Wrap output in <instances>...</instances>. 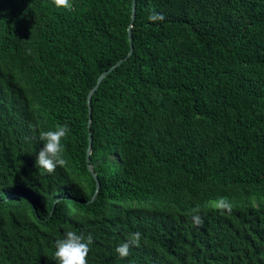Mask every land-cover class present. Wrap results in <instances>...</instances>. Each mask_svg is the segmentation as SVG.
Returning a JSON list of instances; mask_svg holds the SVG:
<instances>
[{"label":"trees","instance_id":"1","mask_svg":"<svg viewBox=\"0 0 264 264\" xmlns=\"http://www.w3.org/2000/svg\"><path fill=\"white\" fill-rule=\"evenodd\" d=\"M72 4L0 0V264H55L66 230L87 264H264V0H135L129 56L132 0Z\"/></svg>","mask_w":264,"mask_h":264},{"label":"clouds","instance_id":"2","mask_svg":"<svg viewBox=\"0 0 264 264\" xmlns=\"http://www.w3.org/2000/svg\"><path fill=\"white\" fill-rule=\"evenodd\" d=\"M51 4L56 9L70 11L73 7L72 0H51ZM149 22L158 23L165 20L162 13L151 12L147 16ZM69 126L56 124L50 129H38L36 138L40 141L41 147L35 152L34 165L37 169L46 174L53 173L58 167L66 165L63 156L64 145L62 140L69 134ZM217 208L231 210V204L221 199L216 204ZM195 224H200L199 216L192 217ZM141 239L140 232L132 233L128 239L120 242L114 249L118 258H125L129 255L130 246L139 243ZM93 243V236L89 233L85 236L75 230H66L54 240L53 257L55 264H87L86 257L90 245Z\"/></svg>","mask_w":264,"mask_h":264},{"label":"water","instance_id":"3","mask_svg":"<svg viewBox=\"0 0 264 264\" xmlns=\"http://www.w3.org/2000/svg\"><path fill=\"white\" fill-rule=\"evenodd\" d=\"M134 14H135V0H132V11H131V17H130V25L128 26V30H127V35H128V41H129V52H128V56L131 54L132 52V37H131V25L132 22L134 20ZM124 59L118 61L116 64L112 65L108 70L104 71L97 79V82L95 84V86L89 91L88 95H87V105H88V148L86 150V162H88L89 160V154H90V147H91V132H90V123H91V107H90V103H91V97L93 95V93L97 90V88L99 87L101 81L114 69L116 68L118 65H120L122 63ZM87 169L90 173V175L93 177L94 181H95V192L94 195L92 197V200L94 199L95 194L97 193L98 189H99V181L98 178L96 176V174L92 171L91 167L89 164H87Z\"/></svg>","mask_w":264,"mask_h":264}]
</instances>
